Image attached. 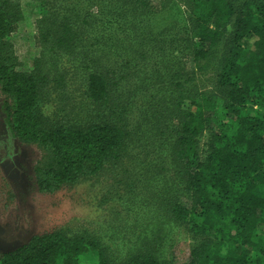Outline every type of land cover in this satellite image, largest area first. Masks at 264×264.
<instances>
[{
	"label": "trees",
	"instance_id": "trees-1",
	"mask_svg": "<svg viewBox=\"0 0 264 264\" xmlns=\"http://www.w3.org/2000/svg\"><path fill=\"white\" fill-rule=\"evenodd\" d=\"M34 1L29 69L12 61L20 5L0 1V126L42 151V182L104 174L103 198L133 231L122 264H175L183 241L184 264H264V0L182 1L173 48L147 22L151 0ZM44 94L71 95L73 123L45 127ZM107 249L55 232L0 264H115Z\"/></svg>",
	"mask_w": 264,
	"mask_h": 264
},
{
	"label": "rangeland",
	"instance_id": "rangeland-1",
	"mask_svg": "<svg viewBox=\"0 0 264 264\" xmlns=\"http://www.w3.org/2000/svg\"><path fill=\"white\" fill-rule=\"evenodd\" d=\"M0 1L6 6L20 5L19 14L12 17L16 23L19 22L17 31L21 33L19 37L16 34L10 38L16 52L12 61L20 64V69H29L38 53L33 25L35 19L40 18L37 15V3L34 0ZM182 1L186 2V0H151L150 8L147 9L150 16L147 22L154 30V37L162 36L171 43L172 33H176L173 27L177 30L179 26L177 23L182 22L184 16L188 17L187 7ZM123 4H126V1ZM121 10L126 11L127 7ZM178 38L180 37L176 36L175 39ZM226 44L229 45L228 39ZM173 45L176 44L172 41V48ZM46 49L47 46L44 47V50ZM209 75L210 73L207 77ZM198 84L202 86L201 83ZM211 92L215 96H220L218 90ZM4 97L0 92V99ZM41 98L45 127L58 124L61 116L63 120L60 123L65 126L66 123H73L66 122L69 120L66 111L71 112L70 109L73 108L70 105L73 101L71 95L66 94L63 97L44 94ZM2 130L0 126V252L18 248L32 236L57 232L71 237L95 238L102 246L106 244L108 251L105 250L104 253L110 254L115 264L124 263L134 254L135 248L131 250L132 244L128 242L133 234L131 225L122 223L118 219L119 215H115L122 207L119 203H108L103 198L107 191L103 185L104 174L88 177L83 186L64 187L55 191L40 179L41 172L38 170L41 168L39 164L44 156L42 151L36 145L24 144L18 139H7ZM199 141L200 150L206 151L208 143L210 145L209 136L201 135ZM40 186L45 188V191H41ZM136 225L138 224H132L134 229H138ZM189 243L190 241H183L176 246L173 251L175 264L186 262ZM82 263L92 264L93 261Z\"/></svg>",
	"mask_w": 264,
	"mask_h": 264
}]
</instances>
